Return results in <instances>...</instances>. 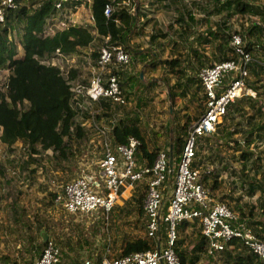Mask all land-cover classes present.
Returning a JSON list of instances; mask_svg holds the SVG:
<instances>
[{"label": "rangeland", "instance_id": "obj_1", "mask_svg": "<svg viewBox=\"0 0 264 264\" xmlns=\"http://www.w3.org/2000/svg\"><path fill=\"white\" fill-rule=\"evenodd\" d=\"M167 1L168 3L164 4L166 7L162 8L157 6L156 0H123L121 2L127 3L130 13L134 14L138 8L147 15L146 17H149L148 19L153 18L143 28H136L135 31L133 29L128 36L127 43L133 50L126 49L130 54L137 50L138 52L144 51L143 58H139L142 55L132 54L127 65L119 66L116 69L119 72L117 74L127 100L125 104H111L109 108L98 109V106L93 102L81 101L75 116V124L82 128V135L78 137L73 133L68 140L67 151L69 152L66 157L59 156L51 149L41 147L37 148L36 153L30 154L27 147L19 140L12 147H8L0 141V264L12 261H16L17 264L34 263L45 241L41 233L44 231L48 239H52L60 245L62 264H78L84 258H94L96 252L101 255L107 242L110 243L111 254H118L123 241L127 238L144 236V217L142 214H138L134 196H132L137 190L136 187L130 190V195L120 197L118 203L107 214L65 211L55 203L49 191L55 192L60 188V185L75 177L80 167L91 163L90 169H96L101 157L103 137L97 132L96 127H101L110 134L112 125L121 118L126 121L136 120L138 122L149 150L166 149L170 143L178 148L177 136L181 135L180 137L185 139L189 125L202 113L204 97L202 91L196 92L195 96H192L191 93L190 95H181V89L174 86L177 76L173 71L177 69V66L182 67L185 71L179 77L182 79L193 74L199 68V59H195L196 51L200 53L202 64L218 61L222 55L217 47L219 44L227 43L225 41L229 43L230 35L233 33L242 35L244 40L245 34L253 23L264 22V18H260L261 14L254 13L249 9L235 11L222 8L216 10L215 6L220 0ZM248 1L262 4L264 0ZM23 2L27 4V0ZM83 4L86 6L83 17L86 18L91 13L90 6L85 4L84 0ZM157 7L161 8L162 14L159 18H162V21H158L155 17L154 13ZM177 10H184L186 13L190 11L193 14L195 21L193 23L188 21L189 24L184 23V29L190 33L191 30L195 31H192L191 34L188 33L189 35L184 40L178 37H172L171 40L167 37H157L155 41H150V36L156 34L157 32L154 31L157 29H160L159 33H166L165 35L172 30L173 24L167 20V11ZM141 16L138 18L140 23L142 22L140 21ZM171 21H173L172 17ZM84 23L88 25V20H84ZM139 25L136 26L139 27ZM9 26L12 38L18 40V27L11 24ZM1 27L2 25H0ZM206 27L207 31H205ZM208 28L213 31L212 34H207ZM201 31L206 33L204 36L209 37L208 42L200 41L197 38L198 32L202 33ZM94 33L95 38L92 42L79 50L80 57L71 58L76 53L55 55L56 63L68 74L71 69H75L74 76L80 75L79 78H84V80L91 76L88 61L92 58L93 52L99 50L104 40V36H99L96 31ZM249 39L264 41V31L261 35L255 31L249 36ZM149 50L157 53L154 60L174 59L175 57L179 58L180 62L172 70L168 64L158 63V60L156 65H152L150 60L153 55ZM225 53H227L226 49ZM251 53L253 59H264V53L259 48L254 49ZM45 59L46 62L50 60L47 57H44ZM138 74L144 78L142 82L138 81ZM248 79L249 81L254 79L251 69ZM261 83L264 85V75L262 80L257 82L258 85ZM190 87L191 89L195 88L193 84ZM253 90L260 102L258 104L264 106V86L257 90L253 88ZM247 105V101H244L243 106L249 109ZM91 112L94 114L93 118ZM248 113H251V110ZM188 117L191 119L183 131L180 126L185 124ZM229 118H227V123L231 128L241 129L243 127L246 129L250 123L247 116L237 110L234 111L233 118ZM238 121H240L239 125L236 124ZM210 134L213 136L204 137L201 140L202 147L199 144L198 150L204 159L202 169L208 167L218 173L220 184L217 189L211 192L213 198L220 200V195L223 193L239 196L244 210L248 212V206L253 205L254 218L264 225L261 208L264 192L260 187L253 193L249 191L250 181L263 182L261 173L254 171L255 167L252 162H247L244 170L249 175L248 179L240 171L243 163L239 160V153L245 146L243 132L238 130L232 135V139L241 141L240 145L232 139L225 140V135L217 133L216 130ZM183 140L180 141V144H183ZM249 149L255 155L264 157V139L252 142ZM176 155L175 152L174 162L177 161ZM214 155L215 160H210L209 157ZM30 156L34 159L29 160ZM261 162L264 168V160L262 159ZM168 182V188H170L173 176H170ZM142 184L140 182L138 187ZM165 196H167L166 190ZM246 217L250 219L249 215ZM192 227L190 222L177 231L178 237L184 239L183 246L188 251L195 243L196 232L199 230L197 224L194 229ZM253 227L258 229L260 224H253ZM221 252L215 255L202 252L194 264H225L226 255Z\"/></svg>", "mask_w": 264, "mask_h": 264}, {"label": "built area", "instance_id": "obj_2", "mask_svg": "<svg viewBox=\"0 0 264 264\" xmlns=\"http://www.w3.org/2000/svg\"><path fill=\"white\" fill-rule=\"evenodd\" d=\"M24 0H0V25L5 24V15L19 9ZM85 6L72 4V0H53L52 9L46 17L40 35H51L56 30L78 24L76 11ZM112 4L107 2L103 14L109 17ZM82 25H87L84 23ZM231 56L228 59L203 65L192 75L203 87L205 110L188 127L178 160L168 149H159L149 163L139 159L137 153L141 140L129 136L126 142L115 143L108 132L96 127L101 135V157L96 169L90 165L80 167L75 177L67 180L55 191L54 201L71 213H108L120 197L131 194L130 190L140 182L145 184L143 199L144 236L152 243L147 249L133 250L124 254H111L107 242L102 254L84 258L78 264H180L175 248L179 239L178 225L182 221H196L201 235L206 240L205 252L215 255L235 240L254 252L264 263V236L260 237L245 219L232 210L225 202L215 200L203 179L204 172L211 169L193 166L196 156L197 138L212 133L228 109V105L242 94L255 96L248 86L249 64L253 57L244 48L242 35L231 34ZM55 55H62L56 49L49 63L58 64ZM130 52L121 44L106 36L97 56L88 61L89 79L71 77L61 67L72 91L74 105L79 107L82 100H107L114 104H125L120 80L115 72L119 66L127 65ZM46 62V59L41 60ZM9 68L0 67V91L8 87ZM92 118L94 117L91 112ZM173 176L170 188L169 178ZM165 190L167 196H165ZM61 247L47 239L34 264H62Z\"/></svg>", "mask_w": 264, "mask_h": 264}, {"label": "trees", "instance_id": "obj_3", "mask_svg": "<svg viewBox=\"0 0 264 264\" xmlns=\"http://www.w3.org/2000/svg\"><path fill=\"white\" fill-rule=\"evenodd\" d=\"M122 1L123 0L86 1L90 6L94 18L93 26H69L62 30H57L50 36H39L37 33L43 28L45 17L52 9L53 0H27L26 5L23 4L19 9L11 10L5 15V20L7 18L6 22H8L9 25L11 24L18 27L19 37L22 38L24 56L22 59L13 57L16 45L13 40L7 38V28L4 27L0 34V66L8 64L10 72L8 76V87L5 91H0L1 142L8 147H12L13 144L19 140L25 145V147H27L30 154L36 153L37 148L41 147L43 149H51L54 153L57 152V154L62 157L68 155V140L72 137L73 133L80 137L83 131L78 124H75V116L78 113V107L74 105L71 98L72 91L69 79L65 77L60 67L55 64L42 63L40 62V58L50 56L56 48H59V50L65 54L78 53L80 49L87 47L95 38V33L93 31H96L99 36L110 35V40L112 42L121 44L125 48H129L130 51L133 50L130 48L127 40L129 33L136 27L134 20L136 14L130 13L129 7L126 5L127 3H121ZM107 2L112 3V11L109 17H106L103 14L104 5ZM75 3L80 5L83 3V0H76ZM222 8L233 9L235 11L249 9L254 13L261 14V19L264 18V1L262 4H259L255 2L251 3L248 0H220L215 6V9L221 10ZM137 10L140 12L138 8ZM188 14H191V12L188 11ZM209 28L207 34H212L213 31ZM255 31H257L258 35L263 33V21L251 25L250 30L244 36V48L250 53L254 49L259 48L264 53V41H253L249 39V36ZM150 37H157V34H153ZM208 41L209 37L205 36V42ZM225 42L227 43H224L223 45L219 44L217 46L219 51L222 52H220L222 55L219 57L218 61L228 59L231 56L230 41L229 43L228 41ZM225 49L227 50V53H225ZM150 52L153 55L150 63L156 65L158 59L154 60V58L157 56V53L153 51ZM135 53L137 54L138 50L133 51L132 54ZM132 54L130 55L133 56ZM94 55H98V51H94L93 56ZM195 55V59H199V68L203 65L213 64V62L202 64L199 51H196ZM179 62L180 59L175 57L174 59L158 60V63L168 64L170 70L177 66ZM250 69L254 75V79L253 81H249L248 77L246 78L248 86L256 90L263 87L264 85L262 83L258 85L257 82L262 80V76L264 75V59H252L249 64V70ZM173 72H175L177 76L174 86L181 89V95L185 96L186 94L190 95L191 93L192 96H195L196 92H203L201 82L192 74L184 79L179 78L183 75V72L185 73L182 67L177 66V69ZM71 73L72 76H74L75 69H71ZM137 79L139 82H142L144 78L138 74ZM191 84H193L195 88L191 89ZM202 96L204 97V93ZM244 101H247L249 109L243 106ZM258 103L260 102L256 98V93L255 96L242 94L237 97L228 105L226 113L222 117V120L217 123L215 129L217 133L225 135V140L232 139V135L238 132V130L243 132V142L245 146L242 147L239 153V160L243 163L240 171L248 179L249 175L244 170L246 168V163L252 162L255 167L254 171L256 173L260 172L263 179V182L260 181L257 183L250 181L249 191L251 193L259 187L264 192V168L262 167L263 163L261 162L262 159L264 160V157L255 155V153L249 149V145L252 142L256 140L262 141L264 139V106L263 104L259 105ZM100 105L102 108H109L111 103L106 100H101ZM202 107L203 112L205 110V105H202ZM235 110L247 116L250 123L246 129L243 127H241V129H237L236 127L231 128L227 123V118H233ZM249 110H251V113H248ZM190 119L191 118L188 117L185 124L180 126L181 130H185ZM236 124L239 125L240 121ZM111 135L113 142L115 143L126 142L129 136L138 137L141 140L138 150L139 152L137 153L138 158L145 159L149 163L154 160L157 150L148 149L141 128L136 120L126 121L121 118L112 125ZM180 136L181 135L177 136L176 139V142H178L177 144L179 145L177 149L179 153L182 148V143L180 144V141L183 140ZM209 136H213V134L209 133L197 138L196 156L193 166H203L204 159L198 149L199 144L200 147H202L201 140L204 137L207 138ZM232 140L238 145L241 143L238 139ZM217 157L219 156L217 155ZM209 158L214 161L215 155L210 156ZM31 159H34V157L30 156L29 160ZM217 174L218 173L213 171V169L204 172L203 174L204 182L211 192L217 189L220 184ZM138 184L136 185L137 190L132 196H134L138 214H142L143 216L142 204L146 186L145 184H142L138 187ZM135 193L136 195H134ZM49 194L54 198L55 192L49 191ZM221 200H225L223 202L238 213L240 218L245 219L250 225L253 226V224L259 223L260 227L258 229L253 228L260 237L264 236V225L261 221L254 218L253 205L248 206V212H246L244 206L239 201V196H234L232 193L221 194L220 201ZM261 208L262 214L264 215V198L261 201ZM246 215H249L250 219L246 217ZM188 224H190L189 221H182L178 225V229L180 230ZM191 224L193 226L192 229H194V226L197 223L196 221H193ZM196 236V241L191 246L190 251L183 246V238L177 240L175 248L180 257V264H194L200 258L202 252H205V238L201 235L199 230L196 232ZM231 242L234 243V246L232 248L226 246L221 252L226 255L225 264H264L257 255L250 251L245 245L235 240H232ZM43 243H45V241ZM150 244L152 243L145 236H137L130 239L127 238L123 241L121 251L118 254L128 253L133 250H144L151 246ZM6 264L17 263L16 261H12L11 263ZM27 264L34 263L28 262Z\"/></svg>", "mask_w": 264, "mask_h": 264}, {"label": "crops", "instance_id": "obj_4", "mask_svg": "<svg viewBox=\"0 0 264 264\" xmlns=\"http://www.w3.org/2000/svg\"><path fill=\"white\" fill-rule=\"evenodd\" d=\"M157 1V6H160L161 8L162 7H166V6H164V4L165 3H168V1L167 0H156ZM174 2H176V0H174ZM206 3V1L204 2V4ZM161 8H159V7H157L156 8V11H155V13L154 14H156L155 15V17H157L156 19L158 20V21H162V18H159L160 16H161V14H162V12L160 11L161 10ZM85 11V9H82V8H79L77 11H76V16H77V19H78V24H76V25H81L82 26V24H83V21L84 20H88V25H87V27H90L91 25L90 24H92V25H94V18H93V15H92V12L89 14V16L88 17H86V18H84L83 17V12ZM91 11V10H90ZM150 11V10H149ZM188 13V12H187ZM186 12H184V10H177V11H167V20H168V22H170V23H172L173 24V26H172V30L171 31H169L168 33H167V35H165L166 33H159L158 31H160V29H157L156 31H154V32H157L156 34H157V37H167L168 39H170L171 40V38L172 37H178L179 39H186V37H187V35H189V34H191L192 33V31H195V30H191V33L190 32H188V30L187 31H185V29H184V23H188V21L189 22H191V23H193L194 21H195V19H194V16H193V14L191 13V14H187ZM135 14H136V16H135V25H138V24H140L139 25V27H135L134 28V31H135V29L136 28H140V27H142L143 28V26L144 25H146L148 22H150L152 19H148L149 17H146L147 15L144 13V12H142V11H140V12H138V10L136 9L135 10ZM142 15V16H141ZM139 16H141L140 17V21H142L141 23L139 22V20H138V18H139ZM144 17H146V18H144ZM171 17H172V20L173 21H171ZM144 19V20H143ZM177 21H176V20ZM155 20V19H154ZM179 24H182L183 26H180ZM189 24V23H188ZM189 31H190V29H189ZM205 31H207V27H206V29H205ZM93 32H95V31H93ZM154 32H152V33H154ZM202 33H199L198 32V34H197V38L200 40V41H205V32H203V31H201ZM189 33V34H188ZM153 35V34H152ZM203 36V37H202ZM157 37H154V38H151L150 37V41H155V39L157 38ZM127 41H129V40H127ZM128 50H129V48H128ZM143 53H144V51H140V52H138L137 54H138V56L139 55H142V56H140L139 58H143ZM73 54H75V53H72L71 55H73ZM65 55H68V54H65ZM75 57H80L79 55H78V53H76L75 55H73V56H71V58H73V59H75ZM95 105H98V103L97 102H93ZM166 149H168L169 150V152L171 153V156H173L174 157V153L176 152L177 153V155H178V153H179V151L177 150L178 148H175L174 147V145L172 144V143H170V144H168L167 146H166ZM176 155V156H177ZM177 160H178V158H177ZM175 163V162H174Z\"/></svg>", "mask_w": 264, "mask_h": 264}, {"label": "clouds", "instance_id": "obj_5", "mask_svg": "<svg viewBox=\"0 0 264 264\" xmlns=\"http://www.w3.org/2000/svg\"><path fill=\"white\" fill-rule=\"evenodd\" d=\"M75 1L76 0H72V4H75V5H77L76 3H75ZM89 2L90 0H84V3L86 4L87 2ZM112 4V3H111ZM26 5V4H25ZM81 5H83V6H85L83 3L82 4H80V5H78V6H81ZM87 5H88V3H87ZM86 7V6H85ZM49 14V13H48ZM48 16V15H47ZM46 16V17H47ZM46 17H45V22H46ZM7 21V18H6V20H5V24L0 28V34H1V32H2V29L4 28V27H6L7 28V32H6V35H7V38L9 39V40H13L14 42H15V45H16V47H15V53H13V57H16V58H19V59H22L23 58V56H24V49H23V44H22V38H20L19 37V39L18 40H15V39H13L12 38V36H11V34H10V26H9V24H8V22H6ZM44 26H45V23H44V25H43V28H44ZM70 26H74V25H70ZM82 26H85V27H87V25H82ZM69 27V26H68ZM42 28V29H43ZM67 28V27H66ZM41 29V30H42ZM64 29V28H63ZM40 30V31H41ZM60 30H62V29H60ZM39 31V32H40ZM57 31V30H56ZM55 31V32H56ZM39 32L37 33V35H39V36H50V35H40L39 34ZM54 32V33H55ZM53 33V34H54ZM53 34H51V35H53ZM106 36H109V40H110V35H106ZM106 36H104V39H105V37ZM111 41V40H110ZM56 49H59V48H56ZM55 49V50H56ZM54 52L55 51H53L52 53H51V55L50 56H48L47 58H51L52 56H53V54H54ZM61 52V51H60ZM63 55H65V53H63V52H61ZM44 57H46V56H44ZM44 57H41L40 58V62H41V60H43L44 59ZM42 63H46V64H52V63H49V62H42ZM55 65H58L59 66V64H55ZM0 67H8L9 68V65L8 64H5V65H2V66H0ZM60 67V66H59ZM9 72H10V68H9ZM71 72V71H70ZM116 73H117V71H115ZM72 74V73H71ZM118 75V74H117ZM120 80V79H119ZM101 100H104V99H101ZM100 100V101H101ZM26 101V100H25ZM100 101H90V102H97L98 103V109H102V106L100 105ZM107 101V100H106ZM107 102H109V101H107ZM109 103H111V102H109ZM111 104H114V103H111ZM48 239V238H47ZM46 239V240H47ZM45 240V241H46ZM45 244V243H44ZM40 254V253H39ZM35 262V261H34Z\"/></svg>", "mask_w": 264, "mask_h": 264}, {"label": "water", "instance_id": "obj_6", "mask_svg": "<svg viewBox=\"0 0 264 264\" xmlns=\"http://www.w3.org/2000/svg\"><path fill=\"white\" fill-rule=\"evenodd\" d=\"M45 232V231H44ZM44 232H41L43 237H44V240H46L48 237H47V234H45Z\"/></svg>", "mask_w": 264, "mask_h": 264}]
</instances>
